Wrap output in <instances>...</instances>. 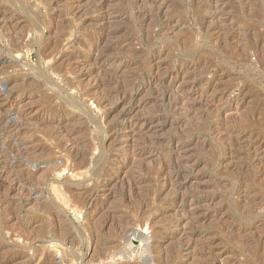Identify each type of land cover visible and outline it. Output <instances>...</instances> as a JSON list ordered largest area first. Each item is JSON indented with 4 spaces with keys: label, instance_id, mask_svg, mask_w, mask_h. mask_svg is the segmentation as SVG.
I'll return each mask as SVG.
<instances>
[{
    "label": "rangeland",
    "instance_id": "obj_1",
    "mask_svg": "<svg viewBox=\"0 0 264 264\" xmlns=\"http://www.w3.org/2000/svg\"><path fill=\"white\" fill-rule=\"evenodd\" d=\"M0 264H264V0H0Z\"/></svg>",
    "mask_w": 264,
    "mask_h": 264
}]
</instances>
